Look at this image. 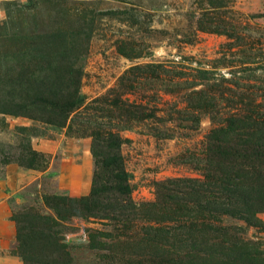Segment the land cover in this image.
I'll return each mask as SVG.
<instances>
[{
    "label": "rangeland",
    "instance_id": "1",
    "mask_svg": "<svg viewBox=\"0 0 264 264\" xmlns=\"http://www.w3.org/2000/svg\"><path fill=\"white\" fill-rule=\"evenodd\" d=\"M225 3L223 9L211 11V16L234 26L239 40L199 28L196 21L206 7L205 3L200 6L201 0H0V180L9 165L16 166L22 178L19 187L0 189V264H23L16 253L13 215L26 210L53 215L43 201L45 195L90 197L95 172L106 160H96L92 153L93 136L99 132L94 127L84 123L68 129L69 120L65 127L54 124L62 115L65 97L76 91L83 96V106L73 115L97 125L111 120L108 115L103 117L100 107L88 109L90 104L105 97L134 66L181 61L180 55L192 57L184 64L195 67L198 60H217L225 54L229 63L217 73L232 78L230 72L240 70L242 60L264 62V0ZM108 10H130L139 19L130 22L123 16L100 15ZM125 37L146 55L130 61L119 54V41ZM236 75L255 98L251 116L259 114L264 120V71ZM161 93L160 106L168 112L174 105L184 106L179 97ZM126 96L134 99L136 95ZM93 105L97 108V103ZM162 126L169 129V136L155 135ZM184 126L180 121L148 122L120 132L127 140L120 155L132 204L154 203L156 183L200 176L183 155L201 153L211 124L203 116L194 130ZM105 187L102 203L118 198L116 184L108 182ZM98 212L96 217L58 220L60 243L75 263L100 264V256L109 252L132 261L141 257L144 264H153L150 255L155 251L149 252L151 246L143 250L145 244L141 248L145 232L133 223L125 225L121 218L109 219L107 211ZM8 218L15 226L12 236H7ZM217 227L228 230L230 236L235 234L248 250L252 243L261 253L259 264H264V213L257 216L256 226L221 217ZM212 236L223 241L219 249H231L232 240L226 242L222 234Z\"/></svg>",
    "mask_w": 264,
    "mask_h": 264
},
{
    "label": "trees",
    "instance_id": "2",
    "mask_svg": "<svg viewBox=\"0 0 264 264\" xmlns=\"http://www.w3.org/2000/svg\"><path fill=\"white\" fill-rule=\"evenodd\" d=\"M203 3L206 7L201 8L204 12L196 21L200 29L241 39L234 26L224 25L220 19L211 16V11L226 7L225 0H201V7ZM100 15L116 19L123 16L130 22L139 19L130 10H108ZM127 39L119 41V54L130 61L146 55L138 44ZM179 57L181 61L134 66L119 78L116 87L105 97L95 99L88 109L100 107L99 112L104 114L103 117L108 115L110 122L100 121L97 125H91L88 120L82 122L81 117L73 113H79L84 97L77 91L65 97L62 115L54 124L65 127L69 120L68 129L84 123L94 127L99 132L93 136L92 153L96 160H106L95 172L90 197L69 199L60 194L45 195L43 201L53 215L26 210L12 216L16 224V253L23 264H78L60 243L56 230L58 220L86 215L96 217L99 210L107 211L111 215L107 216L109 219L118 221L121 218L125 225L133 223L145 232L141 248L145 244L143 250L148 249L145 246H151L149 252L155 251L150 255L153 264H259L261 253L252 243H248L251 245L248 250L243 240L235 234L228 235V230L218 228L217 224L221 217H227L256 226L257 216L264 213V120L259 114L251 116L255 98L246 84H240L241 78L236 75L240 71H264V62L242 60L240 70L231 71L232 78H226L217 73L229 63L224 60L225 54L217 60H198L195 67L184 64L192 57ZM200 86L202 88H198ZM150 89L155 92L146 94ZM161 92L179 97L184 106L174 105L168 112L160 106ZM128 94L136 96L131 99L126 96ZM94 103L97 108L93 107ZM203 116L209 119L211 127L204 136L201 153L183 155L200 176L156 183L154 203L132 204L128 175L120 155V147L127 140L120 132L148 122L164 125L173 121L183 122L184 129L194 130ZM167 131L169 129L162 126L157 128L155 135L169 136ZM103 177L110 180L104 181ZM108 182L116 184L118 198L102 203L100 197ZM20 214L27 220L20 219ZM214 233L222 234L226 242L232 240L231 249H219L223 241L213 238ZM94 242L99 241L94 239ZM100 258V264L145 262L139 260L141 257L132 261L124 255L120 258L109 252Z\"/></svg>",
    "mask_w": 264,
    "mask_h": 264
},
{
    "label": "crops",
    "instance_id": "3",
    "mask_svg": "<svg viewBox=\"0 0 264 264\" xmlns=\"http://www.w3.org/2000/svg\"><path fill=\"white\" fill-rule=\"evenodd\" d=\"M21 174L19 173V169L16 166L9 165L5 169L4 178L0 180V189L1 188H17L19 187L21 183ZM3 217H6L4 215ZM1 220V218H0ZM7 232L9 233L7 236H12V234H15V226L12 224V222L7 219Z\"/></svg>",
    "mask_w": 264,
    "mask_h": 264
}]
</instances>
